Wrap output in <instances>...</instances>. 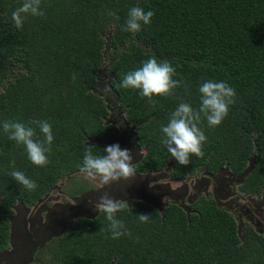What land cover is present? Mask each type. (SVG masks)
<instances>
[{
  "label": "trees",
  "instance_id": "16d2710c",
  "mask_svg": "<svg viewBox=\"0 0 264 264\" xmlns=\"http://www.w3.org/2000/svg\"><path fill=\"white\" fill-rule=\"evenodd\" d=\"M22 3L0 0V251L8 246L10 215L19 201L33 206L61 180L81 173L86 147L106 155L105 147L127 143L116 126L105 123L108 108L93 92L107 46L119 52L110 89L124 120L134 125L137 147H127L133 154L144 151L134 163L138 172L170 166L173 178L204 170L217 181L219 174H232L240 193L264 199V0H41L45 16L29 15L17 29L12 12ZM134 6L154 12L150 25L135 34L122 31ZM151 56L168 60L174 79L188 85L176 89L175 97H153L155 110L138 91L120 86L125 74ZM208 80L233 87L235 103L219 126L210 127L202 117L205 155L182 166L159 142L160 126L182 101L198 109V89ZM33 119L52 125V150L43 168L2 128L4 120L28 125ZM36 133L43 139L38 127ZM14 169L37 189L18 184L8 174ZM87 189L73 187L71 194ZM124 205L116 218L131 237L112 239L105 214L86 213L35 252L34 264H264V235L240 229L230 208L211 197H193L186 203L189 213L177 203L162 211L144 200ZM140 214H149L150 221L141 223Z\"/></svg>",
  "mask_w": 264,
  "mask_h": 264
},
{
  "label": "clouds",
  "instance_id": "9594fccd",
  "mask_svg": "<svg viewBox=\"0 0 264 264\" xmlns=\"http://www.w3.org/2000/svg\"><path fill=\"white\" fill-rule=\"evenodd\" d=\"M114 19L119 17L110 12ZM44 17L45 12L41 11V0H23L21 6L12 12V20L17 29H22L27 17ZM154 12L145 11L140 6L129 9L128 17L122 26V31L133 34L141 30V25H150ZM177 75L176 69L168 60H158L151 56L142 62L139 68L129 71L121 81V87L138 91L141 97L147 98L150 105L154 106L158 100L153 97H175L176 89L183 86L188 88L181 79H174ZM73 81L76 74H73ZM107 85L104 91H109ZM200 106L194 109L189 103L180 102L168 119V123L160 126L159 142L167 149L177 163L188 166L191 157L203 158L204 145L207 137L199 126L202 117L207 120L210 127H216L227 118L229 106L235 103L236 91L226 82L208 80L203 82L199 89ZM35 126V127H33ZM39 128L43 139L37 138L36 128ZM2 128L8 139L15 141L17 145H23L26 149L28 159L37 167H46L49 164L47 153H50L54 136L52 125L48 121L33 119L28 125L16 120H4ZM155 135V133H152ZM95 146L85 148L83 164L80 172L88 178L98 182L102 186L111 187L118 185L121 180L128 181L136 175V164L128 149H122L120 145H109L103 149L106 155H94ZM158 159V157H154ZM18 184L28 191H35L38 187L34 180L17 170L8 173ZM99 213H104L108 221V232L111 238L116 240L127 235L131 237L123 221L116 218V214L125 209L124 203L110 197L104 192L99 202L93 204L92 200L87 201ZM16 206V205H15ZM141 223H147L151 217L149 214L137 216ZM102 230V229H101ZM107 238V237H106Z\"/></svg>",
  "mask_w": 264,
  "mask_h": 264
},
{
  "label": "rangeland",
  "instance_id": "374dc122",
  "mask_svg": "<svg viewBox=\"0 0 264 264\" xmlns=\"http://www.w3.org/2000/svg\"><path fill=\"white\" fill-rule=\"evenodd\" d=\"M118 53L111 50L108 46L105 48L103 52L104 63L98 75L97 86L93 92L103 99L108 108V117L104 119L105 123L116 126L120 132L119 137L127 139V143L123 144L120 142L118 144L128 149L133 160H135L141 157L144 151L139 149L137 150L138 154H133L127 147L128 144L133 149L137 147L136 137H134L133 132L134 125L129 126L124 121V110L119 109L117 95L111 91L109 84L111 77L110 68ZM106 85L110 89L109 91H104ZM169 168L170 166L165 171H162L161 174L135 175L128 181L121 180L125 185L128 183L124 189L120 187L117 189V185L106 188L100 185L101 188L95 192H86L85 190L78 196H72L73 187L80 185L89 186L93 180L83 173H74L68 176L61 180L38 204L24 207L17 214L16 209H12L8 246L0 251V258L4 254L11 261L8 264H22L23 261L24 264H34V253L40 247H43L46 242L53 240L68 230L72 223V216L83 211L88 204L87 201L94 199L102 192H111L114 189L116 190L114 192L115 195L110 196L113 199H118L128 204L132 200H147L154 203V207L159 211H162L170 200L175 203L180 201V205L183 206L193 196L217 198L218 202L231 208L232 215L240 229L245 226L253 227V223H258L259 229L264 234V218L262 217V215L264 216V199L260 195L240 193L238 191L240 184L235 176L222 173L218 175L220 179L218 181L215 180V182L211 176L205 174V171L202 170L204 171L203 173L200 171L191 174V177H188L186 182H184L185 179L181 181L170 178L165 182V176H169ZM224 187L227 190L226 198L221 197V191ZM167 199L169 200L166 201ZM84 204L86 205L84 206ZM98 213L94 208L88 212L91 216ZM15 223L16 225H14ZM15 255H22L20 257L21 260L16 262Z\"/></svg>",
  "mask_w": 264,
  "mask_h": 264
},
{
  "label": "water",
  "instance_id": "95a60500",
  "mask_svg": "<svg viewBox=\"0 0 264 264\" xmlns=\"http://www.w3.org/2000/svg\"><path fill=\"white\" fill-rule=\"evenodd\" d=\"M136 160H137V159L133 160V162L135 163ZM205 174H207V173L205 172ZM208 175L211 176V177L213 178L214 181L216 180L215 175H210V174H208ZM215 182H216V181H215ZM127 184H128V183H126V185H125V183L122 182V183H120V184L117 185V189H118L119 187L124 189L125 186H127ZM128 187H129V186H128ZM115 191H116V190L114 189V191H111V192H108V191H107V192H108L109 195L111 196V195H115V194H114ZM103 194H104V193L102 192V193H100L99 195H97L94 199H92L93 204L99 202V198H100V196H102ZM193 197H196V196H193ZM215 200L217 201V198H215ZM144 201L150 203V204L154 207V205H153L154 203H151L150 201H147V200H144ZM189 201H190V199H189ZM217 202H218V201H217ZM218 203H220V202H218ZM86 204H87V203H86ZM86 204H84V206H85ZM84 206H83V207H84ZM14 208L16 209V214H17V213H20V212L22 211V209L24 208V206L22 205V202L19 201V202L17 203V205L13 207V209H14ZM92 208H93L92 205L87 204L86 207H85V209H84L83 211L78 212L77 214H75V215L72 216V221H73V219H75L76 217L84 216L86 213L88 214L89 210L92 209ZM182 208H183L187 213H189V210L187 209V206H186V205H183ZM10 219H11V218H10ZM12 219H13V218H12ZM72 221H71V222H72ZM14 225H16V223H15ZM71 225H72V223H71ZM71 225H70V226H71ZM239 228H240V227H239ZM41 246H42V245H41ZM20 257H22V255H15V258L17 259L16 262H18V261L21 260ZM9 262H11L10 259H9V257H6V256L3 254V256L0 258V264H8ZM22 264H24V261L22 262Z\"/></svg>",
  "mask_w": 264,
  "mask_h": 264
},
{
  "label": "flooded vegetation",
  "instance_id": "af4514ba",
  "mask_svg": "<svg viewBox=\"0 0 264 264\" xmlns=\"http://www.w3.org/2000/svg\"><path fill=\"white\" fill-rule=\"evenodd\" d=\"M125 121V120H124ZM126 122V121H125ZM110 124V123H109ZM127 124V123H126ZM164 171V170H163ZM202 173L204 172V171H201ZM150 173H162V171H159V172H149V173H144V172H138L137 170H136V175H142V174H150ZM169 176L167 177V175L165 176V179H164V181L165 182H167L168 181V178H170V179H172V180H181L182 181V179H185L184 180V182H186L187 181V178L189 177H191L190 175L191 174H187L186 176H184V177H181V178H173V177H171L170 176V173L168 174ZM213 175V174H212ZM90 181H92V180H90ZM214 181V180H213ZM120 182H123V181H120ZM120 182H118V184H120ZM188 182H189V180H188ZM161 183H164V182H161ZM100 185L101 184H99L98 182H95V181H92L91 182V185H87V187H88V189L86 190V192H91V191H93V192H95L96 190H98L99 188H101L100 187ZM51 191V190H50ZM105 192H107V191H105ZM223 192V188H222V191H221V193ZM50 193V192H49ZM48 193V194H49ZM104 193V192H103ZM192 194V193H191ZM225 194V193H224ZM47 195V194H46ZM45 195V196H46ZM226 195H227V192H226ZM44 196V197H45ZM43 197V198H44ZM196 197H198V196H196ZM222 198H223V196H221ZM227 196H224V198H226ZM43 198H41V200L43 199ZM192 199V198H191ZM41 200H38L37 201V203L36 204H38ZM169 199H167L166 201H168ZM133 201H135V200H132L131 202H133ZM165 201V202H166ZM122 202V201H121ZM122 203H125V204H127V205H129L127 202H122ZM169 203H175L174 201H172V200H170V201H168L167 202V205L169 204ZM178 204H180L181 202L179 201V202H177ZM35 204V205H36ZM176 204V203H175ZM34 206V205H33ZM228 206V205H227ZM229 207V206H228ZM226 209V208H225ZM231 209V208H230ZM229 209V212L232 214V212H231V210ZM251 211H253V212H255L254 210H251ZM262 217L264 218V216L262 215ZM254 225H253V229H254V231L257 233V234H260V235H264L263 233H262V231L259 229L260 228V226L258 225V223H253ZM261 232V233H260ZM61 236V235H60ZM57 237H59V236H57ZM57 237L56 238H54L53 240H55V239H57ZM43 248V247H42ZM41 247H40V249H42Z\"/></svg>",
  "mask_w": 264,
  "mask_h": 264
}]
</instances>
